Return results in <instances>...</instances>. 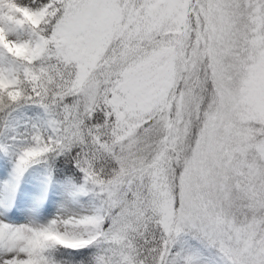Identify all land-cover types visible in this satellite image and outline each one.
Here are the masks:
<instances>
[{"label":"snow or ice","instance_id":"snow-or-ice-1","mask_svg":"<svg viewBox=\"0 0 264 264\" xmlns=\"http://www.w3.org/2000/svg\"><path fill=\"white\" fill-rule=\"evenodd\" d=\"M0 155V264H264V0H0Z\"/></svg>","mask_w":264,"mask_h":264},{"label":"rangeland","instance_id":"rangeland-1","mask_svg":"<svg viewBox=\"0 0 264 264\" xmlns=\"http://www.w3.org/2000/svg\"><path fill=\"white\" fill-rule=\"evenodd\" d=\"M4 159L9 160L5 157ZM0 168L7 172L6 167L2 166V164H0ZM42 175L43 172L39 167L30 169L29 172L25 174V177L20 184L19 193L16 197V206L10 213L12 220L23 222L25 216L33 210L34 202L40 192ZM8 179H10V176L5 180L0 176V183H3ZM63 193L64 189L59 184H57L52 190H50L48 192V198L45 200L43 206L39 209L40 215L51 218V216L56 212L58 202L62 198Z\"/></svg>","mask_w":264,"mask_h":264},{"label":"trees","instance_id":"trees-1","mask_svg":"<svg viewBox=\"0 0 264 264\" xmlns=\"http://www.w3.org/2000/svg\"><path fill=\"white\" fill-rule=\"evenodd\" d=\"M0 163L4 165L8 170H11V167H12L11 161L4 159L2 155H0Z\"/></svg>","mask_w":264,"mask_h":264},{"label":"bare ground","instance_id":"bare-ground-1","mask_svg":"<svg viewBox=\"0 0 264 264\" xmlns=\"http://www.w3.org/2000/svg\"><path fill=\"white\" fill-rule=\"evenodd\" d=\"M0 172H2V173H0V176L2 177V179L5 180V179L9 178L10 173L5 172L2 168H0ZM53 209H55V208H53Z\"/></svg>","mask_w":264,"mask_h":264}]
</instances>
